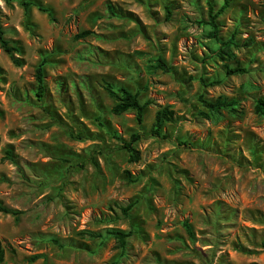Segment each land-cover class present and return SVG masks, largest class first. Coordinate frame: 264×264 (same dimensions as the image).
<instances>
[{
    "label": "rangeland",
    "instance_id": "rangeland-1",
    "mask_svg": "<svg viewBox=\"0 0 264 264\" xmlns=\"http://www.w3.org/2000/svg\"><path fill=\"white\" fill-rule=\"evenodd\" d=\"M223 2L0 0L20 60L0 47V203L21 211L0 213V264H264V0H228L213 37ZM108 85L146 104L140 124Z\"/></svg>",
    "mask_w": 264,
    "mask_h": 264
},
{
    "label": "trees",
    "instance_id": "trees-1",
    "mask_svg": "<svg viewBox=\"0 0 264 264\" xmlns=\"http://www.w3.org/2000/svg\"><path fill=\"white\" fill-rule=\"evenodd\" d=\"M5 2H9L10 0H4ZM228 0H224L223 4L220 6L218 11L212 14L213 11V5L209 4V23L212 27V36L216 37L217 34V26L215 23V18L217 17L218 14L227 6ZM29 5V2H23V6L26 8ZM39 10L47 12L49 16H51V11L47 8H43L38 5ZM165 9H168L166 7ZM88 34V31L81 32L78 34L77 37L84 36ZM0 47L2 50L7 53L13 64L15 65H20V60L19 58L15 57L14 54L19 52V48L17 46L11 45L10 41L5 37V31L0 23ZM44 64L45 60L42 59L39 61L35 68V80H36V89L33 91L35 97L38 100H41L44 92H45V86H44ZM152 67L154 68H159L163 71H169L170 68L166 64L165 60L162 57H158L155 60V65ZM244 68L240 67H233V68H227L226 73L228 74H235V73H241L244 72ZM105 90L107 91L108 95L111 96L115 102L111 108V111L114 114H121L127 110H133L135 112V117L136 121L138 124L142 122L143 119V113H144V108H145V103H140L138 100L137 94L131 92L127 88L120 86L117 88H112L111 86H105ZM201 103L209 112L211 113H217L220 109L225 108L229 105V102H225L224 100L221 99H216L215 101L212 100H206V99H200ZM256 109L260 113L264 114V100L258 99L256 102ZM174 112L170 110L167 107L161 108L156 111L154 120L151 126V133L158 136L161 133V129L165 125L166 122L171 121L173 119ZM140 138L139 132H133L130 135V139L128 141L121 140L122 147L128 152L129 154V161H136L138 159V154L135 148L133 147V143L137 141ZM133 206V202L129 203L127 206L122 208V212L124 215H127L128 210ZM0 213H6V214H11V215H19L21 213L20 210L12 209L9 208L3 204L0 203ZM183 226L189 236H193L192 229L190 225L187 222L183 223ZM109 233L113 235L120 243L121 246H124L126 243V238L130 235V231L125 232L122 230H110ZM92 235V234H90ZM5 246L3 244L2 239H0V263L3 262L4 260V255H5ZM38 258V255H34L31 257V260H35Z\"/></svg>",
    "mask_w": 264,
    "mask_h": 264
}]
</instances>
